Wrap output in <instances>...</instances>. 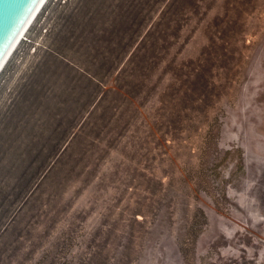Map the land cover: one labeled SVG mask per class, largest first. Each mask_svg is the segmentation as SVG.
<instances>
[{"label":"rangeland","instance_id":"rangeland-1","mask_svg":"<svg viewBox=\"0 0 264 264\" xmlns=\"http://www.w3.org/2000/svg\"><path fill=\"white\" fill-rule=\"evenodd\" d=\"M0 264H264V0H48L0 73Z\"/></svg>","mask_w":264,"mask_h":264},{"label":"water","instance_id":"water-1","mask_svg":"<svg viewBox=\"0 0 264 264\" xmlns=\"http://www.w3.org/2000/svg\"><path fill=\"white\" fill-rule=\"evenodd\" d=\"M44 0H0V67Z\"/></svg>","mask_w":264,"mask_h":264},{"label":"bare ground","instance_id":"bare-ground-1","mask_svg":"<svg viewBox=\"0 0 264 264\" xmlns=\"http://www.w3.org/2000/svg\"><path fill=\"white\" fill-rule=\"evenodd\" d=\"M48 2V0H44L42 5L40 6V8L38 9V11L36 12V14L34 15L33 19L31 20V22L29 23V25L27 26V28L25 29L24 33L22 34V36L20 37V39L18 40V42L16 43V45L14 46V48L12 49V51L10 52V54L8 55V57L6 58V60L4 61V63L2 64V66L0 67V73L2 72V70L4 69L5 65L7 64V62L10 60V58L12 57V55L14 54V52L16 51L17 47L19 46V44L21 43V41L24 39V37L26 36L27 32L29 31L30 27L33 25L34 21L36 20V18L39 16L40 12L42 11V9L44 8V6L46 5V3Z\"/></svg>","mask_w":264,"mask_h":264}]
</instances>
